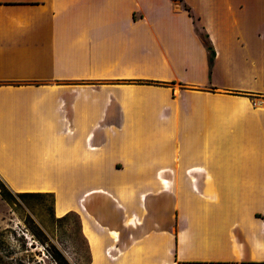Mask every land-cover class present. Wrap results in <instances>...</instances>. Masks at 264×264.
<instances>
[{"label": "crops", "instance_id": "crops-1", "mask_svg": "<svg viewBox=\"0 0 264 264\" xmlns=\"http://www.w3.org/2000/svg\"><path fill=\"white\" fill-rule=\"evenodd\" d=\"M0 177L87 264H264V0H0Z\"/></svg>", "mask_w": 264, "mask_h": 264}, {"label": "rangeland", "instance_id": "rangeland-1", "mask_svg": "<svg viewBox=\"0 0 264 264\" xmlns=\"http://www.w3.org/2000/svg\"><path fill=\"white\" fill-rule=\"evenodd\" d=\"M6 195L0 189V264H59L56 249L72 264L89 262L80 220L72 212L55 215V193Z\"/></svg>", "mask_w": 264, "mask_h": 264}, {"label": "trees", "instance_id": "trees-1", "mask_svg": "<svg viewBox=\"0 0 264 264\" xmlns=\"http://www.w3.org/2000/svg\"><path fill=\"white\" fill-rule=\"evenodd\" d=\"M187 9L190 10V7L188 5H186ZM214 55H215V51L211 50V56H210V63L212 64L213 60H214ZM0 189L2 194L7 198L10 199V197H8V195H6V193H8L11 197H13L14 192L12 190H10L6 183L2 180V178L0 177ZM35 194H42V192H18V195L21 196L22 198L28 196V195H35ZM56 261L59 262V264H72L68 257L60 250L56 249V253L54 255Z\"/></svg>", "mask_w": 264, "mask_h": 264}]
</instances>
